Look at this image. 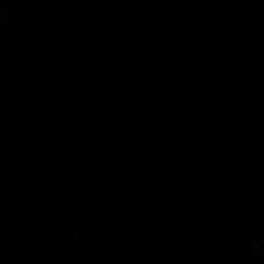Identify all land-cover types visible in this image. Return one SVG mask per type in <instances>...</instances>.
<instances>
[{
  "label": "trees",
  "instance_id": "1",
  "mask_svg": "<svg viewBox=\"0 0 264 264\" xmlns=\"http://www.w3.org/2000/svg\"><path fill=\"white\" fill-rule=\"evenodd\" d=\"M99 1L64 0L86 10L62 19L27 0L0 25V227L12 232L0 264H88L96 246L112 253L104 264L236 260L264 222V171L216 175V147L264 152V43L245 10L242 28L226 9L211 33L194 27L212 4L264 12V0H127L113 14L88 7ZM128 173L147 183L135 205ZM52 221L55 256L37 235Z\"/></svg>",
  "mask_w": 264,
  "mask_h": 264
},
{
  "label": "rangeland",
  "instance_id": "2",
  "mask_svg": "<svg viewBox=\"0 0 264 264\" xmlns=\"http://www.w3.org/2000/svg\"><path fill=\"white\" fill-rule=\"evenodd\" d=\"M39 6L40 8H42L43 10H45V12H52L55 11L56 9H60L61 10V18L62 19H67L70 15H73L72 11H75L74 14L75 15H79L80 13H85L86 8L80 9V8H69L66 7V2H64V0H38ZM199 4L203 3L201 1H198ZM106 3V4H105ZM128 1L127 0H122V1H116V0H109V1H104V4L102 5L100 3V1L94 2L91 5H89L88 7H91L90 9H95L98 12L102 13V12H106V13H121L122 9L127 8L128 7ZM80 7H82V3H78ZM84 4V3H83ZM87 6V5H86ZM211 6H214V9L209 8L208 12H207V16H200L196 18V25L194 27V32L200 33V34H206L210 31V28L212 26H214V13L216 17H224L223 14L225 13V9L229 12V15L231 14L232 17L235 19V21H238V26L240 28H242L241 25V19L243 18V13L242 10H245L244 13V20L243 21H247L250 25L251 30L253 31V33L255 34V36H258V42L259 43H264V24H261V20L264 19V12L258 8H254L251 6H240L239 4L233 2V1H228L226 4H221V5H216V4H212ZM223 6H226L225 8ZM206 14V13H203ZM198 15V14H196ZM240 16V17H239ZM241 20V21H240ZM30 26V25H29ZM27 26V27H29ZM222 29H225L224 27H222ZM25 31L27 30V28L24 29ZM211 33V31L209 32ZM255 64H256V69H259L260 71L264 69V49H260L257 48L255 51ZM38 88H40L39 84H38ZM28 97L29 95H25L22 98V101L12 105V110H21L24 105L23 102L30 104V101H28ZM37 99V97H36ZM11 120V119H9ZM9 125V124H8ZM247 146L245 148H243V150H241V152H239L240 156L234 157V156H230L227 151H224L225 149L222 146V149L217 148L216 147V152L219 156L220 159V166L218 168H215L214 172L215 174H219L221 172H224L226 170H228V167L230 166L234 171H242V173L244 172H248L251 173L253 172V170H260L263 169L264 171V152L259 153V147L256 145L255 147H257V149H252L251 146L249 145L250 143H246ZM110 146L112 147L111 143ZM263 148L260 145V149ZM114 152V150H113ZM112 152V153H113ZM248 152L249 155H248ZM257 154V155H256ZM260 157V158H258ZM134 159H139V157H134ZM220 167H222V170L220 169ZM157 170V169H156ZM124 172V171H123ZM152 178L154 182H157L159 177L158 174L155 172L154 174H152ZM139 182V184H137ZM135 186V190H133V192L131 193L130 196H132L130 198V203H133V205H135L136 201H137V197L138 195L144 194L146 193V191H144V193L140 192V189H144L145 185L147 184L144 180H142L141 178H138L136 176H133L132 174L128 175L126 174L125 177L121 178L120 180V184H121V188L126 190V192L129 190L130 186L133 185ZM46 189V188H45ZM135 192V193H134ZM80 203L85 204L87 207L91 206L94 209H100V207L98 206V202L91 197H88L86 195H83L80 198ZM104 201H102L101 203H103ZM100 203V202H99ZM83 205H79L77 216H81V212H83ZM98 214H94L95 218ZM94 218V219H95ZM97 221V219L95 220ZM109 222V221H108ZM129 225V224H128ZM130 225H132L130 223ZM1 226V225H0ZM254 229L251 230H246V232L243 234V237L246 238L244 239L245 244L246 245V249H244V252L241 254L237 255L236 260L234 261H227L223 264H252L251 260L255 259L256 260V255L255 253H253V250H258L260 249L261 245H264V222L263 220L259 221V222H255L254 223ZM47 227V226H46ZM54 228V223L53 221L50 222V225H48L47 230H45L46 235H39L37 234L39 237L41 236L42 240H43V247L44 249H46L47 251L49 250H53V252L51 253L52 256H55V251H54V245H55V240L57 238V230H50V229ZM64 232V231H63ZM98 235H100V231H97ZM12 236V232L7 230L4 227H0V246H4V244H9V240L8 238ZM101 237V236H99ZM262 243V244H261ZM137 246L142 247L140 244V242L136 241ZM91 247V245H90ZM89 247V248H90ZM97 248L94 249L95 250V255L97 254V258L93 259V261H90L88 264H104L106 262V258L110 255H112V253H110L107 250H101L99 249L98 246H96ZM7 250V251H6ZM12 248L10 249V247L8 246V249L5 247V251L7 254L12 252ZM1 252H4V250L2 249ZM73 252L76 254H81L82 253V249L79 246L78 242H74L73 244ZM138 253V252H137ZM257 255H259L258 257H260L261 255L259 253H257ZM249 258L250 261L247 259ZM257 260H259L257 258ZM246 261V263H245ZM46 263V260H38L36 261L34 264H43ZM52 263L51 261L47 262L46 264H50ZM107 264H113V263H107ZM176 264H179L176 263ZM210 264H220L219 262H211ZM222 264V263H221Z\"/></svg>",
  "mask_w": 264,
  "mask_h": 264
},
{
  "label": "built area",
  "instance_id": "3",
  "mask_svg": "<svg viewBox=\"0 0 264 264\" xmlns=\"http://www.w3.org/2000/svg\"><path fill=\"white\" fill-rule=\"evenodd\" d=\"M27 0H4L0 3V25L5 22L8 13H14L18 7V5H25ZM131 249L128 248V253H133L130 251ZM135 256V252L133 253ZM120 261V260H119ZM122 262V260L120 261Z\"/></svg>",
  "mask_w": 264,
  "mask_h": 264
},
{
  "label": "crops",
  "instance_id": "4",
  "mask_svg": "<svg viewBox=\"0 0 264 264\" xmlns=\"http://www.w3.org/2000/svg\"><path fill=\"white\" fill-rule=\"evenodd\" d=\"M262 244V243H261ZM254 252L253 253H255V255H256V257L259 259V260H257V258H256V260L255 259H252L251 260V263H252V261L253 262H256L257 264H264V245L262 244L261 245V247H260V249H258V250H253ZM257 253H259L261 256L260 257H258L259 255H257ZM249 261H250V259H248ZM245 263H246V261H245ZM247 264V263H246ZM253 264V263H252Z\"/></svg>",
  "mask_w": 264,
  "mask_h": 264
}]
</instances>
